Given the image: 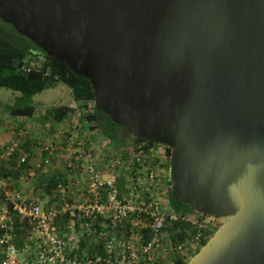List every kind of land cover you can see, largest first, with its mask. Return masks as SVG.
I'll return each instance as SVG.
<instances>
[{
  "label": "water",
  "instance_id": "95a60500",
  "mask_svg": "<svg viewBox=\"0 0 264 264\" xmlns=\"http://www.w3.org/2000/svg\"><path fill=\"white\" fill-rule=\"evenodd\" d=\"M0 21L170 151L173 199L220 224L187 264H264V0H0Z\"/></svg>",
  "mask_w": 264,
  "mask_h": 264
},
{
  "label": "built area",
  "instance_id": "2783aa9c",
  "mask_svg": "<svg viewBox=\"0 0 264 264\" xmlns=\"http://www.w3.org/2000/svg\"><path fill=\"white\" fill-rule=\"evenodd\" d=\"M87 105L76 113L77 120L93 113V103ZM66 133L70 180L56 181L52 209L44 211L33 200L7 191L9 179L0 175V264H187L216 231L212 219L191 209L177 212L166 202L169 191L151 164L152 157L165 158L167 148L132 140L129 149H115L103 141L102 157L110 173L104 178L94 149L78 136L76 126L67 124ZM27 136L19 130L16 141L0 149V168L13 158L20 167L28 164L22 149ZM29 140L50 157L57 150L39 138ZM128 152L132 155L125 161ZM43 164L49 167L50 159ZM75 170L83 178L77 179ZM65 218L69 223L61 231L58 222ZM25 222L29 230L17 245L15 226Z\"/></svg>",
  "mask_w": 264,
  "mask_h": 264
},
{
  "label": "crops",
  "instance_id": "0c3cea01",
  "mask_svg": "<svg viewBox=\"0 0 264 264\" xmlns=\"http://www.w3.org/2000/svg\"><path fill=\"white\" fill-rule=\"evenodd\" d=\"M71 104L72 106L61 105L60 107L55 108L70 110L68 116H66L61 122L54 119V114H52L50 110L37 111L34 108L35 113L32 118H12L8 114H5V116L8 115L6 118L3 115V113H6L5 108H0V149L15 142L19 130H24L28 135V138H26L28 139V147L26 148V146H23L22 148L23 151L29 155L28 164L20 167L15 158L1 164L0 171H6V176H3L4 180L9 179L10 188H8L7 191L18 193L23 197L33 200L39 204L44 211L52 209L55 204L53 194L54 187H48L50 186L48 183L52 179H55L56 181L70 180V176L66 172V166L69 164V159L65 155L64 146L68 136V133H66L67 124L76 126L78 136L81 137L91 149H94L95 157L100 165L102 176L104 178H109L110 176L106 163L104 162L105 159L102 157L104 147L101 145L103 141L108 142V139L101 131L102 124L104 123L102 121L97 122L96 128L93 123H89L86 120H77L76 113L85 111L86 109L84 106L88 108L89 106L85 103L71 102ZM36 138L41 139L46 144H52L54 149H57L51 157L43 152L41 153L34 147L33 141L29 140H34ZM131 141L132 139L130 137H124L120 141L121 144L111 143L115 149L122 147L129 149L128 144ZM128 155L131 157L132 153L128 152L124 155L125 161L129 159ZM48 159H50V165L45 168L43 163ZM165 164H167V161H164L162 157H152L151 167L157 172L158 177L161 179L160 182L164 184L169 181V169L166 170ZM156 166H158L160 170H158ZM28 171L34 173L36 177L28 179L26 174ZM74 173L77 176V179L80 180L83 178L81 170H75ZM119 183H122L121 179L119 180ZM68 223L69 221L67 218L59 220L58 226L61 231L66 230Z\"/></svg>",
  "mask_w": 264,
  "mask_h": 264
},
{
  "label": "trees",
  "instance_id": "16d2710c",
  "mask_svg": "<svg viewBox=\"0 0 264 264\" xmlns=\"http://www.w3.org/2000/svg\"><path fill=\"white\" fill-rule=\"evenodd\" d=\"M4 27H7L11 32H4ZM0 28V89L8 90L20 95L13 107H5V110L10 117L32 118L35 113L33 98L48 89L56 87L58 84H63L70 90L74 102L85 104L93 103L94 95L88 81L71 74L66 66L58 65L47 60L38 49H36L27 39L19 36L10 26L1 25ZM22 42L26 44H22ZM27 44L35 48L32 54H30L31 49ZM35 54H38V57L42 59V63L40 66L29 68L30 63L28 59H30V55L37 57ZM84 107L86 109V106ZM50 112L54 114V119L56 121L61 122L66 116H68L70 110L52 109ZM84 119L89 123H93L96 128L97 122L100 121H104L106 126L109 125L114 127V125H112L105 116L97 112L95 108H93V113L86 116ZM106 133L110 134V137L113 140L118 138H121L122 140L124 137L129 138L127 135H121L117 131L111 133L105 129L104 135ZM132 140L135 144H144L145 146L153 145L139 140ZM166 155L170 158V151L168 149H166ZM5 173V170L0 171L2 176H6ZM168 184L171 208L180 213L189 212L190 208L187 205L173 199L170 191V183L168 182ZM48 185H50L48 187H54L56 185V180L52 179ZM28 230L29 226L27 222H25L22 227L15 226L14 233L16 238H18L16 242L17 245H22ZM207 241L203 242L202 247Z\"/></svg>",
  "mask_w": 264,
  "mask_h": 264
},
{
  "label": "rangeland",
  "instance_id": "374dc122",
  "mask_svg": "<svg viewBox=\"0 0 264 264\" xmlns=\"http://www.w3.org/2000/svg\"><path fill=\"white\" fill-rule=\"evenodd\" d=\"M3 30H5L4 32H8V31L11 32L10 30L7 29V27H4ZM22 44H26V43L22 42ZM27 46L31 49L30 54H32L33 51L35 50V48H33L32 46H30L29 44H27ZM35 55H37V57L31 56V55L29 57L30 58L29 59V63H30L29 68H34L35 66H40L41 63H42V61H41L42 59L38 57V54H35ZM19 97H20V95L18 93H14V92H11V91H8V90L0 89V108H5L6 106L13 107L15 105V103H16V100ZM70 101L71 102H74L73 99H72L70 90L65 85L58 84L56 87L51 88V89H48V90L42 92L41 94L35 96L33 98V106H34V108L37 111H40V110H51V109H55L57 107H60L61 105H70V106H72V104H71ZM5 114H7V112L6 113H3L4 116H5ZM7 116L8 115H6L5 117L7 118ZM102 122L104 123V121H102ZM101 131L104 134L105 128H103V126H102ZM105 135L104 136L108 139V142H113L114 144H121L120 143L121 138L120 139L118 138L116 140H113L110 137V134L106 133ZM27 144L28 143L26 142V144L24 145V147L26 146V148H27L28 147ZM154 146H156V145H154ZM163 159H164V161H167V164H165L166 170L170 169L169 158L167 157V155ZM156 167L158 168V170H160L158 166H156ZM156 174H157V172H156ZM165 186L167 187V189L169 191V184L168 183H165ZM166 202L167 203H170V201H169V193L166 196ZM213 224L216 226V231H217V229L220 227L219 222L213 220ZM216 231H214L212 233V235ZM201 248L202 247H200V249ZM198 249H199V247H198ZM194 256L192 258H194Z\"/></svg>",
  "mask_w": 264,
  "mask_h": 264
},
{
  "label": "flooded vegetation",
  "instance_id": "af4514ba",
  "mask_svg": "<svg viewBox=\"0 0 264 264\" xmlns=\"http://www.w3.org/2000/svg\"><path fill=\"white\" fill-rule=\"evenodd\" d=\"M0 25H5V24H2L1 22H0ZM40 57H42V56H40ZM102 126H103V128L105 127V129L107 130V131H110L111 133H115L117 130H118V128L117 127H113V126H106L105 124H102Z\"/></svg>",
  "mask_w": 264,
  "mask_h": 264
}]
</instances>
